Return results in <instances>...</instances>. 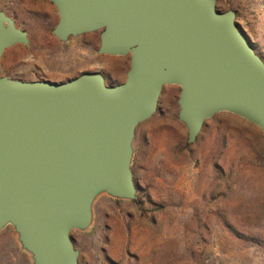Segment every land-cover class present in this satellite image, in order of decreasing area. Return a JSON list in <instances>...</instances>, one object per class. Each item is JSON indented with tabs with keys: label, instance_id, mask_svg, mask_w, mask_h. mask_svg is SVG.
Here are the masks:
<instances>
[{
	"label": "water",
	"instance_id": "95a60500",
	"mask_svg": "<svg viewBox=\"0 0 264 264\" xmlns=\"http://www.w3.org/2000/svg\"><path fill=\"white\" fill-rule=\"evenodd\" d=\"M60 42L99 32L98 54L128 56L124 81L98 72L65 82L0 77V230L12 226L32 264H79L71 233L93 223L106 195L137 200L131 170L139 124L165 86L180 88L178 120L192 144L227 112L264 138V61L238 28L228 0H48ZM28 45L0 10V59Z\"/></svg>",
	"mask_w": 264,
	"mask_h": 264
},
{
	"label": "rangeland",
	"instance_id": "374dc122",
	"mask_svg": "<svg viewBox=\"0 0 264 264\" xmlns=\"http://www.w3.org/2000/svg\"><path fill=\"white\" fill-rule=\"evenodd\" d=\"M217 9L235 12L238 28L264 61V0L218 1ZM0 10L29 39L4 51L0 77L10 63L12 79L40 80L32 57L69 48L52 34L56 9L48 0H0ZM179 90L165 86L156 112L136 128L131 170L137 200L101 195L92 226L71 233L79 264H264L262 133L222 112L188 144L177 116ZM0 264H32L12 226L0 230Z\"/></svg>",
	"mask_w": 264,
	"mask_h": 264
},
{
	"label": "crops",
	"instance_id": "0c3cea01",
	"mask_svg": "<svg viewBox=\"0 0 264 264\" xmlns=\"http://www.w3.org/2000/svg\"><path fill=\"white\" fill-rule=\"evenodd\" d=\"M92 32L71 38L68 40V52L66 54H55L53 50L44 49L40 54L37 52L32 58L39 65V72L42 80L52 82H65L71 80L85 72L100 73L105 82L109 85H117L124 81L126 77V66L129 64L126 56H110L101 58L102 54H98L99 48V32ZM98 59H102L105 63L100 64ZM61 61V64L58 62ZM30 66L33 62H29ZM10 63L4 67V75L10 77L8 69ZM7 70V71H5ZM40 79V80H41ZM18 80V79H17ZM22 81H35L36 77H25Z\"/></svg>",
	"mask_w": 264,
	"mask_h": 264
}]
</instances>
